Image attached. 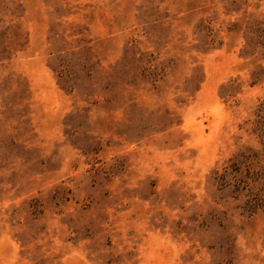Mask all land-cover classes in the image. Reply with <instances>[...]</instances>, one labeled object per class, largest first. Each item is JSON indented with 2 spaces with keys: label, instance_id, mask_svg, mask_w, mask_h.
Here are the masks:
<instances>
[{
  "label": "rangeland",
  "instance_id": "1",
  "mask_svg": "<svg viewBox=\"0 0 264 264\" xmlns=\"http://www.w3.org/2000/svg\"><path fill=\"white\" fill-rule=\"evenodd\" d=\"M0 264H264V0H0Z\"/></svg>",
  "mask_w": 264,
  "mask_h": 264
}]
</instances>
